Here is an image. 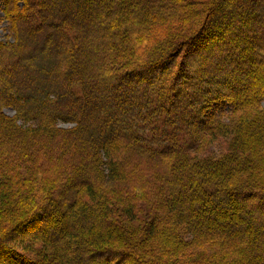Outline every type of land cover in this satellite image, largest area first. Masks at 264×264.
Wrapping results in <instances>:
<instances>
[{"label": "trees", "instance_id": "16d2710c", "mask_svg": "<svg viewBox=\"0 0 264 264\" xmlns=\"http://www.w3.org/2000/svg\"><path fill=\"white\" fill-rule=\"evenodd\" d=\"M0 2V264H264V0Z\"/></svg>", "mask_w": 264, "mask_h": 264}, {"label": "rangeland", "instance_id": "374dc122", "mask_svg": "<svg viewBox=\"0 0 264 264\" xmlns=\"http://www.w3.org/2000/svg\"><path fill=\"white\" fill-rule=\"evenodd\" d=\"M3 5L2 3L0 2V39L2 41H11L13 38H12V33L11 31L9 30V27H8V23L6 21V19L4 18L3 16ZM219 110L220 109H224L223 107H218ZM5 112H7L8 114H12L13 111L12 109H9L7 108L5 110ZM219 113V112H218ZM61 126H68V124H64V123H61ZM213 147L209 148V151H213L212 149ZM208 151V152H209Z\"/></svg>", "mask_w": 264, "mask_h": 264}]
</instances>
